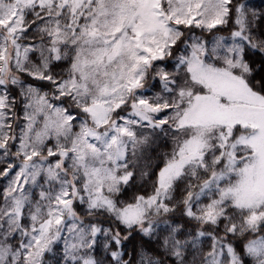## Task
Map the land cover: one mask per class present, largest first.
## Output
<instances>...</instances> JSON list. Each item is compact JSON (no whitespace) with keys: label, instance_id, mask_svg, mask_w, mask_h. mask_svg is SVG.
<instances>
[{"label":"snow or ice","instance_id":"6c2138e0","mask_svg":"<svg viewBox=\"0 0 264 264\" xmlns=\"http://www.w3.org/2000/svg\"><path fill=\"white\" fill-rule=\"evenodd\" d=\"M0 264H264V0H0Z\"/></svg>","mask_w":264,"mask_h":264}]
</instances>
